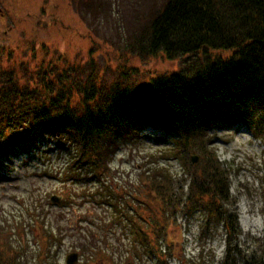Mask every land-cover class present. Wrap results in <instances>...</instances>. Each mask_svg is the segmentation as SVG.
Listing matches in <instances>:
<instances>
[{
    "label": "trees",
    "instance_id": "16d2710c",
    "mask_svg": "<svg viewBox=\"0 0 264 264\" xmlns=\"http://www.w3.org/2000/svg\"><path fill=\"white\" fill-rule=\"evenodd\" d=\"M149 30L140 49L150 55L163 52L170 60L209 50L225 51L227 56L215 55L193 76L171 73L151 80L135 94L132 105L118 93L106 112L92 111L88 101H82L80 113L74 114L70 102L64 100L72 88L64 82L56 88L42 83L41 92L22 89L7 79L11 86L0 90V182L8 178L7 167L16 159L23 157L25 163L30 157L46 155L49 147L65 158L62 185L103 186L100 196L96 191L86 196L96 204L103 201L107 209L108 223H97L96 231L104 228L113 235L120 230L124 242L106 244L97 239V232L90 231L95 225L91 220L89 235L85 233L89 239H83L78 249L87 264H168L169 257L183 260L173 242V235L179 232L176 217L196 207L208 219L222 218L229 236L239 234L236 216L231 218L222 208L229 198L228 180L217 165L212 170L190 166L193 171L184 200L183 181L164 163L169 158L147 162L122 184L105 179L113 148L121 140L139 139L146 127L165 132L162 137L177 134L186 138L211 126L240 122L261 135L264 0H168ZM61 198L67 205L73 201L71 194ZM46 218L44 215L43 221L31 214L37 244L32 251L34 264H52V250L61 233L51 221L45 223ZM24 253L19 246L2 242L0 236V264H26ZM251 264H264V259Z\"/></svg>",
    "mask_w": 264,
    "mask_h": 264
},
{
    "label": "rangeland",
    "instance_id": "374dc122",
    "mask_svg": "<svg viewBox=\"0 0 264 264\" xmlns=\"http://www.w3.org/2000/svg\"><path fill=\"white\" fill-rule=\"evenodd\" d=\"M167 2L0 0V90L11 86L7 79L29 91L41 90L45 82L55 88L64 82L72 88L64 100L70 102L74 114L80 113L82 101H88L92 111L106 112L118 93L132 105L135 94L151 80L171 73L193 76L215 55L227 56L225 51L203 50L169 60L163 52L153 56L141 50L140 41L147 38L151 22ZM144 129L139 139L121 140L113 148L105 180L122 184L147 162L169 158L164 163L183 181L184 200L193 171L190 166L212 170L214 164L228 180L229 198L222 208L238 222L239 234L231 237L222 218L208 219L200 207L177 213L179 232L173 235V242L184 259L169 257L168 264H251L264 259V128L257 136L239 122L228 127L211 126L186 138L177 134L162 137L165 132ZM45 150L46 155L30 157L25 163L22 157L7 167L8 178L0 182L2 242L19 246L25 252L26 264H34L32 251L37 244L31 214L41 220L47 215L45 223L51 221L61 230L50 263L66 264V256L75 252L77 264H87L78 249L83 239H89L85 236L89 235L88 224L94 221L90 231L95 232L96 224L108 223L109 217L103 201L96 204L86 196L95 191L100 196L103 186L62 185L65 158L53 154L49 147ZM193 156L198 159L196 163ZM64 193L73 197L68 205L62 201ZM52 196L61 199L55 204L50 201ZM243 208L247 211L244 216L259 222L258 227L242 228ZM96 232L97 239L106 244L124 242L120 230L113 235L104 228Z\"/></svg>",
    "mask_w": 264,
    "mask_h": 264
},
{
    "label": "water",
    "instance_id": "95a60500",
    "mask_svg": "<svg viewBox=\"0 0 264 264\" xmlns=\"http://www.w3.org/2000/svg\"><path fill=\"white\" fill-rule=\"evenodd\" d=\"M191 159H192V162L193 163H196L197 160H198L194 156ZM60 199L61 198L59 196H57V197H55V196L50 197V201L52 203H55V204H57V202L60 201ZM77 260H78V254L75 253V252H71L69 255L66 256L65 263L66 264H77L78 263Z\"/></svg>",
    "mask_w": 264,
    "mask_h": 264
},
{
    "label": "bare ground",
    "instance_id": "6f19581e",
    "mask_svg": "<svg viewBox=\"0 0 264 264\" xmlns=\"http://www.w3.org/2000/svg\"><path fill=\"white\" fill-rule=\"evenodd\" d=\"M247 211L244 210L243 208V218H242V228H244L245 230L247 229H250V228H255V227H258L259 226V222L257 223V221H250L249 219H247L244 214L246 213Z\"/></svg>",
    "mask_w": 264,
    "mask_h": 264
},
{
    "label": "built area",
    "instance_id": "2783aa9c",
    "mask_svg": "<svg viewBox=\"0 0 264 264\" xmlns=\"http://www.w3.org/2000/svg\"><path fill=\"white\" fill-rule=\"evenodd\" d=\"M150 130H151V129H149V131H150ZM151 131H152V133L154 132V130H153V129H152ZM150 134H151V133H150Z\"/></svg>",
    "mask_w": 264,
    "mask_h": 264
}]
</instances>
